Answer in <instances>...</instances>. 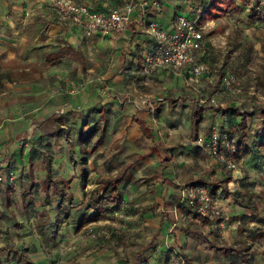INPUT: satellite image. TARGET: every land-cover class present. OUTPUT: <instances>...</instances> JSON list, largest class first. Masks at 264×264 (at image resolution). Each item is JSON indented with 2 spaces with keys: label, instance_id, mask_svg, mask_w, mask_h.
<instances>
[{
  "label": "rangeland",
  "instance_id": "374dc122",
  "mask_svg": "<svg viewBox=\"0 0 264 264\" xmlns=\"http://www.w3.org/2000/svg\"><path fill=\"white\" fill-rule=\"evenodd\" d=\"M178 1L179 8L182 10V8L186 7V11H188L192 17L196 16L200 9L203 8L205 4L208 5L212 0ZM237 2L240 3V10L232 9L221 18L222 26L218 29L220 34H216L217 36H214V38L210 33L216 27V23L212 20L208 22V26L205 30L206 38L204 41V49L199 52L198 57L200 61H203L208 66L205 77L211 75L214 82H209L208 78H204L205 83L202 84L201 89L203 88V93H205V102H200L198 100V103L205 105L206 109L210 108V121L207 123V127L216 123L219 129L227 127L235 129L236 124L240 121V115L242 113L245 115L247 119V128L245 131V142L247 146L244 144L243 148L240 147L241 149L238 154L240 172L230 173L225 165L220 161L218 162L207 150L199 146L196 142L195 144L191 143V135L200 123H195L192 116L197 107L196 99L201 96L193 87H187L189 90H185L180 87L183 81L179 78L175 79L172 74L170 75L168 73H160L157 76H152L151 79L155 80L150 82L151 85L141 84L142 82L139 84L137 82V86L134 87L132 82H130V85L118 82L124 79L128 81L129 78H127V73H124V70L115 71L112 77H107V74L103 72L104 65H106L104 63H101L100 67L92 71L84 67L78 71V74L71 76V79L74 80L77 85L76 87L81 91H86L82 94L84 99L91 96L90 90L92 88L98 87L100 89V87H102L101 91L99 90V101L101 102L103 100L104 95L114 98L113 101L118 105L120 111L114 112L113 115L110 114L108 121L104 123L102 115L93 114L86 120V113L79 110L72 113L71 116H66V125L70 128L72 134H68L66 129L62 128L63 130H61V134L58 138L51 137L48 139L41 134L42 121H39L38 117L30 120H27V118L24 119L25 121L31 122L30 126L34 123H39V126H35L38 130H36L33 136V133L31 135L29 134V128H25L23 132L18 133V136L23 135V137L17 139V142H19L22 148L18 150L17 156H15L11 164L9 163L10 165H8L10 167L9 171L15 173V180H10V172L7 168H0V175L2 174L4 176V179L0 180V220L2 221V227H0V256L3 260V264H34L32 259H39L42 257L50 246L49 244L52 243L50 226L48 225L51 223L50 219L53 217V213H51V215L46 214L50 204L54 209L58 205L55 194V185L57 183L55 180H52V178L56 175L62 176V172H64L68 165L73 167L71 171L76 170V165H79L82 156L81 151L74 148L75 136H73L71 127L77 132L80 126L88 123L89 131L97 129V127L100 128L106 124L107 133H105L103 139L99 140L97 143L95 153L91 156L85 153V157L81 159L85 160V162H88L90 165L92 164L88 170H96V166H100L99 169L93 173L88 171L91 180L101 176L115 177L127 163L131 162L141 153V149L147 150L149 148V141H145L146 143L144 142L140 147V137L132 141L131 145H128L129 134L132 131L130 116L131 113L135 111L132 109V104L133 101L137 103V101L140 100L141 102V94L145 90L154 93L151 96L153 102L157 103V101L167 100L159 104V109L161 111L163 105H165L164 108H168V113L177 115L176 118L170 117L169 119L172 121L174 119L176 122L178 119L183 121L182 123L184 124L185 130L186 125L189 126L188 128L194 126L192 134L170 135L169 143L171 145H169L168 148H162V155L159 153L161 157L159 160L162 165L171 166V164H173V162L170 163V161L171 157L174 155V151H178L177 157L181 159L189 161L190 159L194 160V165L199 167L194 170L196 171L194 174L196 178L194 179L198 181L199 178L204 179V176H207L212 180H218L219 188L221 187V189L218 188L219 191L215 192L222 199L225 209L223 214L215 220L208 219L207 221H203L200 219V221H198L199 218L196 216L197 212L193 211L190 213L187 209L186 201L182 198L180 190L176 191V193L180 194H175L176 197H181L182 200L180 206L183 205V208L180 212L165 210V206L159 209L162 205H158V203L154 204V207L157 206L155 209L156 214L154 215L156 217L155 219H157V221L155 220L156 224L162 222L165 225H174V227L178 228L182 227L180 224L187 225L190 229L200 230L203 236L206 237L204 238L195 233L190 234V237L184 234V237H182L183 244L180 245L178 243V237L174 236L175 243L172 242L171 247L167 248V250H162V258L168 259L169 264L172 253L178 252V254L184 258L185 264H264V166L260 164L264 160V147H259L258 145L264 134L262 114L264 112V0L259 2L258 5L253 1V6L256 8H253L248 0H237ZM53 6L55 8L53 12L57 17H52L51 24H57V27H55V25H49L51 29L48 30H52L54 33H62L65 37L67 34L65 32L66 29L64 27L61 29L58 23H69L71 27L76 26L80 28L79 33L86 36L81 26L73 23L71 19L63 17L57 6ZM213 10V7L210 8L204 16H210ZM39 31L40 30H38V32ZM58 40L62 43L66 41L68 43V39L62 41L59 38L54 40V42ZM56 45L58 44L54 43V47H56ZM85 51L87 56L90 57V51ZM98 57L104 60L105 54L102 55V50L99 51ZM108 61V67L112 68L115 66V62L117 63V59L112 58V56ZM9 62L10 61H7L4 55H0L1 69L19 68V66H22V69L16 71L13 82L6 81L7 84L2 90L4 92H0V110L4 108L3 106H7L4 109H12L11 106L13 105L11 104L14 103L24 107V103H27L30 98V88L25 87V85H30L33 81H38V83L43 81L42 72L34 73L31 69H25V64L29 63ZM38 62L41 63L42 60H38ZM2 64L6 66H2ZM72 68L73 67H71V69ZM106 70L107 69H105V71ZM138 74L141 75L140 72H138ZM177 75L181 76L180 74ZM228 76L234 78L232 89L226 87L225 84V79ZM19 81L23 83L20 85L18 83ZM112 81H115V87L107 88L112 86ZM201 81H203V76L200 77L198 82L192 80L188 82L197 84ZM207 81L209 84H206ZM106 83H110V86H108L109 84L105 85ZM119 84L121 87L123 86L124 89H120V91L117 92L118 88L116 86ZM90 85H92L91 88ZM164 85L167 87L163 88ZM56 86L57 89H54ZM54 87L50 88L52 94L64 95V92L62 93L60 91L62 86L55 85ZM143 87H145V89H143ZM216 87L220 89V98L219 100L216 99L212 101L210 96L209 98L207 96L211 95L208 93L215 92L217 89ZM161 91H163V94L159 93ZM14 93L18 95L16 100H12L14 99L12 98ZM96 95L97 94H95V96ZM160 95L164 96L163 100L159 98L161 97ZM190 95L195 99H190ZM158 107H154V110L148 114L153 122H155L156 115L159 112L157 110ZM63 109L64 108L61 107H58L57 110L55 109L53 111V116L59 117V115H64ZM1 113L3 114L5 112ZM15 115L14 117L25 115L24 109H22L21 112H17ZM207 131V133H209V128ZM29 135L30 137H28ZM241 135L242 133L240 132L239 136L241 137ZM130 137L133 136L131 135ZM96 138L95 135L93 140H96ZM63 140L66 143L65 148H62L60 145ZM193 140L195 141V138ZM87 144L90 145V143ZM137 147L139 148L137 149ZM152 157H155V153ZM147 160H150V157H148ZM201 160L209 161L210 167L201 165L199 163ZM31 161L33 167L31 166ZM93 164L95 167H93ZM136 165V167L128 171L126 180H128V178L133 180L136 177L139 178L141 175H145L142 168L140 169V163L137 162ZM152 165H154V162H152ZM165 166L161 167V169L164 170ZM31 167L36 179V185L32 192L33 200L30 199L29 192L31 190L28 189L29 185L32 183V176L30 174ZM175 169L177 168L175 167L174 170ZM209 170L211 171L210 175L207 173ZM243 173V181H246L243 191L245 193L248 191H253V193H255L252 199L249 197L246 199L244 198V200L249 203V207L251 206L250 208L242 207L243 205L239 203L240 193L238 189H235L240 185L236 186L233 190L229 189L227 186V178L229 175H241ZM159 175H162V173L159 172ZM136 185L137 189L143 190L149 186H154L155 182L147 184L141 181L136 183ZM136 185H134V188ZM11 188H14V190L12 191ZM8 202H10V204ZM238 203L240 205H238ZM24 207L31 208L33 211L35 210L37 212L35 216L28 215V223L24 222L25 224H35L38 227L37 232L33 230L37 239L36 243L33 242L34 240H29L28 238L25 240L28 242L27 244L26 242H22L24 241V239L22 240L21 238L23 234H21V232L19 234L17 233V230H19L18 228L22 229V226L14 223V221H18L19 219L16 216H12L10 209L13 211H23ZM119 213H117V217L125 219L124 212V215ZM71 217L73 216L71 215ZM133 219H131V221L136 219V222H132V224H127L125 226L126 229H128L127 227L131 228V230H127L126 233L128 238L127 246L131 250V256L139 252L140 247L148 244V238H146V233L144 231L148 232L149 227V225L143 224L146 222L145 215L141 219H139V217ZM149 221L152 222V220ZM133 229H139L138 231H142V234L136 237L132 233L136 232ZM106 230L110 231L109 229ZM91 232L92 230L90 226H88L86 229H82L79 236L81 234H88L87 237L83 239H89ZM102 233H104V231ZM138 235L139 234H137V236ZM239 236H244L246 242L240 241L238 239ZM79 239L80 237H78L76 241ZM208 241H213L211 243L217 245L216 248L211 247ZM59 242V247L51 248L50 251L52 256L54 258L60 256L66 259V257L73 253L74 248L71 246L73 240H70V244H66L64 241L62 242L61 239ZM81 246L82 245L77 246L75 251H77L79 255H82L83 252L86 253V255L89 254L88 250ZM230 246L233 247L232 250L229 248ZM188 247L190 248L188 249ZM59 249H61V251H59ZM185 249L187 252H185ZM142 254V256H145V251H143Z\"/></svg>",
  "mask_w": 264,
  "mask_h": 264
},
{
  "label": "crops",
  "instance_id": "0c3cea01",
  "mask_svg": "<svg viewBox=\"0 0 264 264\" xmlns=\"http://www.w3.org/2000/svg\"><path fill=\"white\" fill-rule=\"evenodd\" d=\"M78 1L86 3L94 9H103L109 8L110 6L114 5L124 6L131 0ZM133 1L144 3V15L141 17V13L139 11H135L128 29H126L122 33H100L92 36H84L82 33H79L80 28L78 27H71L69 26V23H58V26L61 29L63 27L66 29L65 32L67 34L64 37V34L62 33H54L52 30H48L51 29L49 25H55V27H57V24H51L52 17H57V15H55L53 12L55 11V8L53 6L55 5L54 0H0V55H4V57L7 58V61H10L9 63L26 62L29 63L25 64L26 70L31 69L34 73H43V81L41 83H38V81H33L34 83L32 82L30 85H25V87L30 88V98L27 103H24V107L14 103L11 104L13 105L11 106L12 109H4L7 106H3L4 108L0 110V168H7L9 171L10 167L2 166V162L7 160L8 164H11L12 159L17 156L18 150H21L22 146L19 144V142H17V139L23 137V135L18 136V133L23 132L25 128H29V134L31 135L33 133V136L36 130H38L35 128V126H39V123H34L32 126H30L31 122L25 121V118H27V120H30L32 118L38 117V120L42 121L41 134L43 135V126L50 117H53V111L55 109L57 110L58 107L64 108V115H59V117H61L63 120V128L66 129V132L68 134H72L70 132V128L68 127V125H66V116H71L72 113L81 110L86 113V120L93 114H100L102 115V119L105 123L108 121L110 114L113 115L114 112L120 111L118 105L113 101L114 98H110L107 95H104L103 100L101 102L99 101V90L101 91L102 87H100L99 89L98 87L94 86L95 88H92L90 90L91 96L84 99L82 94L86 91H81L79 88H77L75 81L71 79V76H73L74 74H78V71H80L84 67L92 71L100 67L101 63H104L106 65H104L103 72L107 74V77H112V75L115 74V71L117 72L119 70H124V73H127V78L129 79L128 81H125L126 79H124L118 82H123V84L126 83L128 85H130V82H132L134 87L137 86V82L139 84L140 82H142L141 84L151 85L150 82L152 80H155L151 79L152 76H157L160 73H168L170 75L172 74L175 79L179 78L183 81L180 87L184 88L185 90H189L187 87L191 86L201 95L196 99L197 107L192 116L195 123L200 122L197 125L195 131L194 126L188 128V125H186L185 130L184 124L182 123L183 121L179 119L177 122L174 119L173 121L169 119L170 117L176 118L177 115L168 113V108H164L165 105H163L160 111L159 104H162L167 100L157 101V103L153 102V100L151 99V96L154 94L153 92L145 90L141 94V102L140 100L137 101V103L136 101H133L132 109L135 111H133L130 116L132 131L129 134L133 137L129 136L128 145H131L132 141H135V139H138L140 137V147L144 144L145 141H149L150 146L147 150L141 149V153H139L137 157L141 154L150 152L151 149L153 150V152L149 156L144 158H140L137 160H134V158L131 162L125 165V167L129 165V171L132 170L133 167H136V163L138 162L140 163V169L142 168V171L145 173V175H141V177L139 178L136 177L133 180H131L130 178L126 180V176L128 174L127 171L126 176L120 183L123 203L121 208L118 210L103 212L93 207H86L87 197H89L90 192L100 184V181L103 178L114 177L101 176L99 178L91 180L88 175V171L93 173L97 169H99L100 166H96V170H88L92 164L90 165L88 162H85V160H81L85 157V153H87L88 155L90 154V156L95 153L97 149V143L99 142V140L103 139L105 133H107L106 124L100 128L97 127V129H92L89 131L88 123L80 126L77 132L73 127H71L73 130V136H75L74 148L79 149L82 153V156L79 161V165H76V170L71 171L73 167H70V165H68L66 166L64 172H62V176L56 175L52 178V180H55L56 183L63 185L62 189L66 194L64 195L63 199V207H59L60 198L58 197L57 193H55L58 205L54 209L50 204L49 209L46 211L47 215H51V213H53V217L50 219L51 223L48 225L50 226V237L52 243L49 244L50 246L47 248V251L42 257H40L39 259H32L34 261V264H168V259L162 258V250H167V248L171 247L172 242L175 243L174 236L178 237V243L180 245L183 244L182 237H184V234L185 236L190 237V234L195 233L204 237L203 233L200 230L198 231L196 229H190L187 225L180 224L182 227L178 228L174 227V225H165L162 222L160 224H156L155 220L157 221V219H155L156 217L154 215L156 214L155 209L157 208V206L154 207V204L158 203V205H162L159 207V209L165 206V210L180 212V210L183 208V205L180 206V204L182 203L181 197L179 198L175 195L180 194L176 193L177 190L181 191L182 198L183 200H185L182 191L185 185H192L196 183L206 184V182L211 183L216 181L210 179V177L207 176H204V179L199 178L198 181L195 180L194 178L196 177H194V174L196 173V171L194 170L198 169L199 167H196L194 165V160L190 159L189 161L177 157L178 151H174V155L171 157L170 163L173 162L171 166L162 165L159 160L161 159L159 155L163 154V149L168 148V146L171 145L169 143L170 135L173 136V134L188 133L192 134V131H194V133L191 135V143L195 144V141L193 139L195 138L197 133L202 132L205 134L208 132L207 130L209 127H207V123L210 121V108L206 109L205 105L198 103V100L200 102H205V93H203V88L201 89L202 84L205 83L204 78H208L209 82H214V79L211 75L208 77H205L204 75L203 81H201L200 83H190L186 80L184 75L178 76L170 69L156 71L149 76L144 74L142 70L143 57L145 52L153 44V38L144 31L145 24L148 21L155 19L161 25L168 26L173 22L177 15L184 13L188 15L189 13L188 11H186V7L182 8V10L181 8H179L178 0ZM208 6L209 5L205 4L204 7L200 9L198 14L196 16H192V18H198V22L200 24L208 23L211 20L214 21L216 23V27L210 33L214 38V36H217L216 34H220L218 29H220L222 26L221 18L224 15L221 17H217L212 14L205 19L204 10ZM214 12H216V10ZM38 30L40 31L38 32ZM57 38L61 39L62 41L68 39V43L67 41L65 43H62L60 40L54 42V40H56ZM54 43L58 45L54 47ZM65 50L70 51L75 55L71 57L60 56L61 53L65 52ZM85 50L90 51V57L87 56ZM101 50L102 55L105 54L104 60L98 57V53ZM55 54H58V56H56ZM111 56L112 58L117 59V63L115 62V66L113 68L108 67V60L111 59ZM38 60H42V62L40 63L38 62ZM198 61H200L199 57ZM2 66L6 65L2 64ZM71 67L73 68L71 69ZM18 69H22V66L13 69H1V72H4L8 75L2 80L4 86L7 84L6 81H14V74ZM105 69H107L108 71H105ZM138 72H140L141 75H139ZM112 82V86H110V83L105 84H109L108 86L110 87L107 88L115 87V81ZM209 82L207 81L206 84H209ZM18 83L21 85L23 82L19 81ZM55 85L62 86L60 88V91L62 93L64 92L63 96H60L59 94H52L50 88L54 87ZM91 87L92 85H90V88ZM116 87L118 88L117 92L120 91V89H124V87H121L120 84ZM166 87V85L163 86V88ZM54 89H57V86L54 87ZM143 89H145V87H143ZM3 92L4 91H2V93ZM159 93L163 94V91ZM95 94L97 95L95 96ZM208 94L207 97L209 98L210 96V99L212 101L216 99L219 100L220 89L217 88L215 92ZM160 96L161 97L159 98L163 100L164 96ZM12 98H14L12 100H16L18 98L17 93H14ZM191 98L195 99L190 95V99ZM154 107H158L157 110L159 111L156 115L155 122H153L151 117L148 116V114H150V112L154 110ZM22 109H24L25 115H21L22 117L19 115L17 117H14L16 116L15 114L17 112H21ZM1 112L5 113L2 114ZM243 117H245V115L242 113L240 115V121ZM140 120L144 121L146 126L152 129L153 136H150L143 130ZM61 130L57 135L43 136L47 139L51 137L58 138L61 134ZM88 132H93L91 140L86 143H81V135ZM30 135L28 137H30ZM95 135L97 138L96 140H93V137ZM245 139L246 136L243 140H241V148L244 147V144L245 146H247ZM87 143H90V145H88ZM60 145L62 148H65V141L63 140ZM138 148L139 147H137V149ZM154 153L155 157H152ZM148 157H150V160H147ZM152 162H154V165H152ZM262 165L263 164H261V166ZM31 166L33 167L32 161ZM163 166H165L164 170L161 169V167ZM93 167H95V165ZM175 167L177 169L174 170ZM159 172L162 173V175H159ZM207 173H209L210 175L211 171L209 170ZM228 177L230 178V175ZM240 177L241 184L235 190L238 189V192L240 193L239 203L243 205L242 207L246 208L247 206L240 202V199L244 200V198L246 199L247 197L252 199L255 193H253V191H248L246 193L243 191L246 184V181H243L244 173L241 174ZM31 178L32 183L29 185V188L31 190L29 194L30 199L33 200L32 192L35 186L31 188V185H36V179L34 175ZM141 181H144L147 184L155 182V185L149 186L143 190L137 189L136 183ZM134 185H136L135 188ZM206 185L213 188V186L210 184ZM219 189H221V187ZM219 189L217 188L215 191H219ZM11 190L13 191L14 188H11ZM8 203L10 204V202ZM239 203L238 205H240ZM186 205L190 213L195 211L187 204V202ZM10 212L12 216H16L19 219L18 221H14V223L16 225L20 224V226H22V229L18 228L19 230H17L18 234L20 232L21 234H23L21 238L22 240L24 239V241L22 242L25 243V240H27L28 238L29 240H34L33 242L36 243L37 239L35 237V234L33 233V230L37 232L38 227L35 224L25 223L29 222L28 215L35 216L37 212L28 207H24L23 211H13L12 209H10ZM117 213H122L125 219L117 217ZM65 215H67V218H65L62 223H58L59 217H64ZM71 215L73 217H71ZM144 215L146 216V222H144L143 224L149 225L148 232L144 231L146 233V238H148V244H146V246L140 247L139 252L134 253V255L131 256V250L127 246L128 238L126 235L127 230H131V228L127 227L128 229H126L125 226L127 224H132V222H136L135 218L139 217V219H141ZM196 216L199 218V220L197 219L198 221H200V219L203 221L208 220L205 217L201 218V216L197 215V213ZM86 217L92 218L90 221H87L82 227H79L80 222ZM131 219H133L134 221H131ZM139 219L137 220L140 221ZM149 220H152V222H150ZM88 226H90V229L92 230V232L90 233V238L83 239L87 237L88 234H81L80 236L79 234L82 229H86ZM0 227H2L1 220ZM106 229H109L110 231H107ZM133 230L136 231L132 232L136 237H139L142 234V231H138L139 229ZM103 231L104 233H102ZM137 234L139 235L137 236ZM78 237H80V239L76 241ZM60 239L62 240V242H66V244H70V240H73V243L71 245L72 248H74L73 253L70 256L66 257V259L60 256L54 258L50 251L51 248L59 247ZM208 242L211 247H213L211 243L213 241ZM27 243L28 242H26V244ZM80 245L86 248L89 254L86 255V253L83 252L82 255H79L78 252L75 251V249ZM189 248L190 247H188V249ZM59 251H61V249H59ZM143 251H145V256H142ZM185 252H187L186 249Z\"/></svg>",
  "mask_w": 264,
  "mask_h": 264
},
{
  "label": "built area",
  "instance_id": "2783aa9c",
  "mask_svg": "<svg viewBox=\"0 0 264 264\" xmlns=\"http://www.w3.org/2000/svg\"><path fill=\"white\" fill-rule=\"evenodd\" d=\"M259 4L262 0H248ZM63 17L69 18L73 23L81 26L85 35L122 33L128 29L135 11L144 15L143 2L129 1L124 6L114 5L109 8L94 9L88 4L78 0H54ZM252 8V9H253ZM208 23L200 24L198 18L187 14H179L168 25H161L153 19L145 24L144 31L153 38V44L143 57V72L152 75L156 71L170 69L184 75L189 81L198 82L200 77L207 72L208 66L198 61V54L204 49L205 30ZM234 78L225 79L226 87L233 88ZM195 142L208 153L225 165L230 173L240 172L238 161L239 143L234 128L219 129L216 123L209 127V133H197ZM201 165L210 167L207 160L199 161ZM8 161H3L2 166H7ZM232 176V177H231ZM227 180L229 189L240 185V174L231 175ZM10 180H15L13 171L9 174ZM4 176L0 175V180ZM183 197L187 204L196 212L215 220L224 212L222 199L212 188L203 183L185 185L182 189ZM169 264H185L184 258L178 252H173Z\"/></svg>",
  "mask_w": 264,
  "mask_h": 264
},
{
  "label": "trees",
  "instance_id": "16d2710c",
  "mask_svg": "<svg viewBox=\"0 0 264 264\" xmlns=\"http://www.w3.org/2000/svg\"><path fill=\"white\" fill-rule=\"evenodd\" d=\"M240 3L237 2V0H212L210 3H208V7L204 10V12L206 13L210 8H214L213 12L211 13L214 14L217 17H221L223 15H225L226 13H229L232 9L235 10H240ZM216 10V12H214ZM207 17H205L206 19ZM56 56H58V54H55ZM74 53H71L70 51H66L61 53L60 56H74ZM8 75L4 72H1L0 70V92L3 89V83L2 80L3 78H6ZM264 111V110H263ZM263 114V121H264V112ZM141 124H142V128L143 130L148 133L150 136H153L152 134V129L148 126H146V124L144 123V121L140 120ZM264 123V122H263ZM63 120L61 117H57V116H53L50 117L46 123L43 126V135H49V136H54L57 135L58 132H60V130L63 128ZM246 128H247V122H246V118L243 117L242 120L237 124V126L235 127V131H236V136L238 138V143H239V151H240V143L241 140H243L246 136ZM240 132L242 133V136L240 137L239 134ZM93 132H88L86 134H82L81 135V143H86L89 142L92 138ZM259 147H264V134L262 137L261 142L258 144ZM153 152V150L151 149L150 152L144 153L139 155L137 158H135L134 160L140 159V158H144L149 156L151 153ZM260 164L264 165V160L263 162H261ZM9 165V164H8ZM7 165V166H8ZM32 167L30 168V172L31 175L33 176V172H32ZM129 169V165H127L126 167H124L122 169V171H120L115 177H110V178H103L100 181V184L93 189L90 192L89 197H87L86 199V207L87 208H96L99 211H103V212H108V211H113V210H118L121 208L122 203H123V198H122V193H121V187H120V183L123 181L124 177L127 174V171ZM11 172V171H10ZM229 179V177L227 178V180ZM206 184H210L213 186L212 190H216L217 188H219V182L218 180L211 182V183H207ZM35 185H31V188H33ZM63 185H60L59 183H57L55 185V193H57L58 197L60 198V205L59 207H63V199H64V195L66 194L63 189H62ZM30 190V188H29ZM240 202H242L243 204H245L247 207H249V203H247L245 200L240 199ZM251 207V206H250ZM249 207V208H250ZM197 215L201 216V218L205 217L206 219H208L206 216H203L202 214L197 212ZM65 218H67V215L60 216L59 217V221L58 223H62ZM92 217H86L84 220H82L79 224V227H82L87 221H90ZM238 239L242 242H246L244 239V236H239ZM212 246L214 248H216V245L212 243ZM227 248V247H226ZM231 250L233 249V247H229ZM0 264H3V260L0 256Z\"/></svg>",
  "mask_w": 264,
  "mask_h": 264
}]
</instances>
